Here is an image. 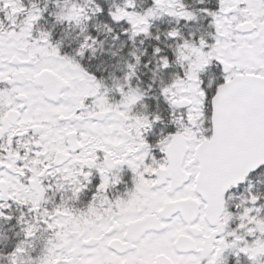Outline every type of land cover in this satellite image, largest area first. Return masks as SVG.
<instances>
[{"label":"snow or ice","instance_id":"snow-or-ice-1","mask_svg":"<svg viewBox=\"0 0 264 264\" xmlns=\"http://www.w3.org/2000/svg\"><path fill=\"white\" fill-rule=\"evenodd\" d=\"M0 264H264V0H0Z\"/></svg>","mask_w":264,"mask_h":264}]
</instances>
